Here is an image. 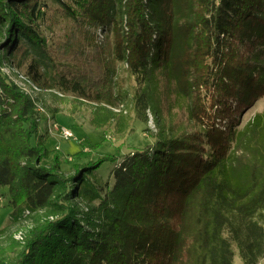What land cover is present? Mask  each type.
Listing matches in <instances>:
<instances>
[{
    "label": "trees",
    "instance_id": "16d2710c",
    "mask_svg": "<svg viewBox=\"0 0 264 264\" xmlns=\"http://www.w3.org/2000/svg\"><path fill=\"white\" fill-rule=\"evenodd\" d=\"M60 19L53 51L42 27ZM21 73L95 104L98 128L150 113L155 142L67 176ZM263 97L264 0H0V200L12 222L41 216L10 264H260L264 111L239 124Z\"/></svg>",
    "mask_w": 264,
    "mask_h": 264
},
{
    "label": "rangeland",
    "instance_id": "374dc122",
    "mask_svg": "<svg viewBox=\"0 0 264 264\" xmlns=\"http://www.w3.org/2000/svg\"><path fill=\"white\" fill-rule=\"evenodd\" d=\"M48 5L49 10L44 8L42 11H47L48 17H51L52 13L58 16L56 12L59 8L52 5L51 2H48ZM68 24L66 20L60 19L59 24L55 25L53 30L49 28L48 22L42 27L48 46L53 51L64 40ZM99 35L103 39L102 35ZM70 64L74 69L69 70L66 67L62 71L69 73V76L77 74V67L80 66L77 63ZM6 72L9 73V70ZM24 79L23 73H21L15 81L27 93L38 99L41 112L39 141L49 151L61 153V170L67 176L73 175L78 167H88L89 164H96L106 157L122 159L132 152L142 150L146 145L152 144L156 140L157 132L147 131L149 123L148 125L142 123L133 111L129 115L127 128L123 132L117 128L116 123L98 128L93 125L96 112L95 104L78 100L73 96L33 90L24 82ZM122 109L123 107H114L113 111L118 112ZM262 111H264V97L241 115L239 129H242L256 114ZM61 128L70 129L75 137L65 140L61 135ZM115 166V164L106 162L90 176L91 180L98 182L105 190L107 184L112 188L115 184L112 177ZM11 213L12 209L8 206V199L0 200V264H10L17 259L23 249L28 232L41 218V216L35 215L26 219L27 223L24 219L12 222ZM20 232L22 235H19ZM20 237H23V240ZM234 264H243L237 251ZM260 264H264V258Z\"/></svg>",
    "mask_w": 264,
    "mask_h": 264
},
{
    "label": "built area",
    "instance_id": "2783aa9c",
    "mask_svg": "<svg viewBox=\"0 0 264 264\" xmlns=\"http://www.w3.org/2000/svg\"><path fill=\"white\" fill-rule=\"evenodd\" d=\"M149 117H150V120H149V132H151V133L157 132V126L155 124L154 117L150 113H149ZM60 132H61L62 137L65 140H71V139H73L75 137L73 132L70 129L61 128ZM19 235H22V233L20 232ZM20 238L23 240V237H20Z\"/></svg>",
    "mask_w": 264,
    "mask_h": 264
}]
</instances>
